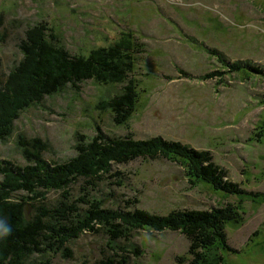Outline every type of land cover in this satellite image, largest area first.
I'll return each instance as SVG.
<instances>
[{"label": "rangeland", "instance_id": "obj_1", "mask_svg": "<svg viewBox=\"0 0 264 264\" xmlns=\"http://www.w3.org/2000/svg\"><path fill=\"white\" fill-rule=\"evenodd\" d=\"M39 23L52 28L73 55L130 39L135 65L129 78L135 80L137 103L128 125L118 126L110 108L98 107L124 84L88 81L79 92L69 88L47 97L22 113L15 135L0 142V160L26 164L17 146L21 134L45 139V157L63 163L77 154L76 134L94 138L97 127L111 137L162 136L209 151L248 194L231 195L191 180L176 158L114 166L123 173V185L104 182L99 192H112L121 206L138 200L139 208L159 215L229 207L235 215L237 208L243 223L225 227L231 250L215 248L210 262L264 264V199L254 196L264 195V0H0L1 74L21 61L20 42ZM79 187H73L74 195ZM47 196L51 205L61 193ZM106 244L105 236L87 233L69 243L73 259L52 255L53 264H101L113 255ZM120 244L128 250V264L196 263L189 240L178 232L140 230ZM137 247L140 256L133 252Z\"/></svg>", "mask_w": 264, "mask_h": 264}, {"label": "trees", "instance_id": "obj_2", "mask_svg": "<svg viewBox=\"0 0 264 264\" xmlns=\"http://www.w3.org/2000/svg\"><path fill=\"white\" fill-rule=\"evenodd\" d=\"M19 48L21 61L6 74L0 73V142L15 135V124L22 113L69 88L79 92L80 85L88 81L106 86L124 84L120 94L98 109L110 108L118 126L128 125L138 97L135 80L129 78L135 65L130 39L121 45L73 55L59 44L52 28L39 23L26 30ZM96 130L94 138L78 132L74 138L77 154L63 163L45 157L49 151L45 139L17 136L26 164L0 160V221L11 228L8 236L0 238V264H53L51 256L57 254L73 259L70 245L87 233L105 236L106 247L113 252L101 264H128V250L120 242H131L140 230L184 235L190 242L189 255L194 257V264H212L215 259L210 256L216 257L212 253L215 248L231 250L225 227L243 223L244 215L236 212L237 208L233 210L235 215L231 207L174 210L159 215L139 208L135 204L138 200H127L121 206L112 192H99L104 182L123 185V173L114 166L137 159L176 158L187 166L191 180L196 178L231 195L248 194L214 162L211 152L162 136L137 140L131 135L111 137L100 127ZM77 184L79 195H74ZM53 191L61 196L50 205L47 195ZM254 196L264 199L262 193ZM109 202L115 206H107ZM133 252L141 255L138 247ZM222 256L219 261H224Z\"/></svg>", "mask_w": 264, "mask_h": 264}, {"label": "clouds", "instance_id": "obj_3", "mask_svg": "<svg viewBox=\"0 0 264 264\" xmlns=\"http://www.w3.org/2000/svg\"><path fill=\"white\" fill-rule=\"evenodd\" d=\"M11 232V228L6 226L4 221H0V238L8 236Z\"/></svg>", "mask_w": 264, "mask_h": 264}, {"label": "bare ground", "instance_id": "obj_4", "mask_svg": "<svg viewBox=\"0 0 264 264\" xmlns=\"http://www.w3.org/2000/svg\"><path fill=\"white\" fill-rule=\"evenodd\" d=\"M211 75V74H210Z\"/></svg>", "mask_w": 264, "mask_h": 264}]
</instances>
